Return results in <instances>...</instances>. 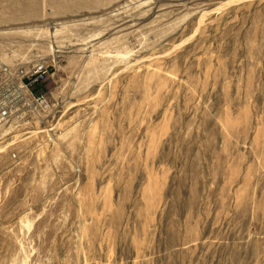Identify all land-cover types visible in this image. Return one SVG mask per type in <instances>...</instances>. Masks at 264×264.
<instances>
[{"label":"rangeland","instance_id":"1","mask_svg":"<svg viewBox=\"0 0 264 264\" xmlns=\"http://www.w3.org/2000/svg\"><path fill=\"white\" fill-rule=\"evenodd\" d=\"M38 63L0 264H264V0H0V77Z\"/></svg>","mask_w":264,"mask_h":264},{"label":"built area","instance_id":"2","mask_svg":"<svg viewBox=\"0 0 264 264\" xmlns=\"http://www.w3.org/2000/svg\"><path fill=\"white\" fill-rule=\"evenodd\" d=\"M48 78L47 66L43 63L34 64L25 70L22 67L12 71L11 67L6 66L0 77V119L6 122H16L22 126L24 113H22V103L35 99L42 106H46L44 94L35 95L32 86L44 83ZM34 100V101H35Z\"/></svg>","mask_w":264,"mask_h":264}]
</instances>
